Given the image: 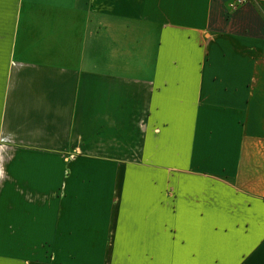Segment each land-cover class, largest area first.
Returning a JSON list of instances; mask_svg holds the SVG:
<instances>
[{
	"label": "crops",
	"instance_id": "obj_1",
	"mask_svg": "<svg viewBox=\"0 0 264 264\" xmlns=\"http://www.w3.org/2000/svg\"><path fill=\"white\" fill-rule=\"evenodd\" d=\"M0 0V264H264V0Z\"/></svg>",
	"mask_w": 264,
	"mask_h": 264
},
{
	"label": "built area",
	"instance_id": "obj_2",
	"mask_svg": "<svg viewBox=\"0 0 264 264\" xmlns=\"http://www.w3.org/2000/svg\"><path fill=\"white\" fill-rule=\"evenodd\" d=\"M248 0H233L229 6L231 9H235L238 6L242 5L243 3L247 2Z\"/></svg>",
	"mask_w": 264,
	"mask_h": 264
}]
</instances>
